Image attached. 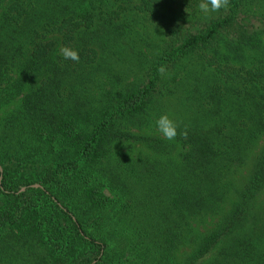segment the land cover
I'll return each instance as SVG.
<instances>
[{
	"label": "trees",
	"instance_id": "16d2710c",
	"mask_svg": "<svg viewBox=\"0 0 264 264\" xmlns=\"http://www.w3.org/2000/svg\"><path fill=\"white\" fill-rule=\"evenodd\" d=\"M6 1L0 84L16 55L8 90L28 92L20 126L0 134V264L4 233L14 237L9 248L47 247L43 264H103L111 245L101 231L114 225L144 250L142 264L158 249L159 264H172L173 250L188 242L180 264H264V63L248 59L264 57V31L240 27L244 0H230L224 16L214 13L195 34L172 30L148 82L95 97L97 105L77 87L109 64L118 31L110 17L123 10L163 21V8H190V0ZM60 45L77 50L79 62L63 59ZM193 57L212 70L205 90L184 94L178 135L166 140L155 126L159 69Z\"/></svg>",
	"mask_w": 264,
	"mask_h": 264
},
{
	"label": "rangeland",
	"instance_id": "374dc122",
	"mask_svg": "<svg viewBox=\"0 0 264 264\" xmlns=\"http://www.w3.org/2000/svg\"><path fill=\"white\" fill-rule=\"evenodd\" d=\"M5 1L4 4L0 5V13L8 2ZM35 1H39L40 4L45 3V0ZM130 6L131 8L133 7V5H126L124 7ZM44 8L47 10L46 7ZM55 10V8L50 7L47 11L53 15ZM112 10L109 11L110 14H113ZM224 10L221 9L219 11L222 13V16L228 12ZM162 12L164 15L163 21L152 20L142 15L137 16L135 13L123 10L118 18L112 15L110 19L114 20L118 31L115 33V45V41L111 40V48L107 56L109 64L103 63L104 65L100 68V72L94 73L90 77L86 76L83 81L79 82L77 87L78 92L80 94H87L91 102L97 105V100L95 99L103 98L108 92L126 90L128 87L134 85H145L155 67L156 55L166 45L171 31H178L177 34L180 36L183 32H186V29L190 28V34H195L206 26L209 18L214 16V13H212L206 17L199 10L198 5H194V0H190V8L175 5L172 9L163 8ZM214 17L216 18L217 14ZM238 22L240 27L248 28L250 32L261 29L264 31V0H244ZM121 26H124V28ZM230 33L235 34V31L231 30ZM176 37L174 38L176 39ZM49 39L57 40V43L60 44L62 40L60 36L53 34L49 35ZM261 42L264 47V35L261 37ZM61 47L63 46L60 45L59 47V55ZM254 57L259 62L264 63V57L255 52L248 53V59H254ZM20 58L15 55L14 59L11 60L10 65H13V68L2 78L0 84V96L5 95V98H3L4 103L0 106V134L2 130L4 132L6 127L11 129L15 125L17 128L20 126L17 116L21 110L23 96L28 90H23L21 94H17L14 90H8V83L14 82L18 77L16 65L21 62ZM204 66V62L201 59L193 57L190 60H183L176 68H166L162 72L161 81L158 86L159 95L155 106L158 110L155 108L154 111L160 115L167 114L178 123V120L186 113V107H188L185 105L184 94H188L186 93L187 91H190L191 94L194 90H205L204 82L208 80L212 69L204 68ZM153 115L154 112H152ZM12 136H14V133L7 136V138H5V135L2 137L4 140L9 141ZM25 137V135L21 134L18 141L25 140ZM263 144L264 139L260 144L259 150ZM33 150H29L27 153L33 152ZM122 150L126 151V149ZM135 150V154H145L142 149L135 148ZM18 166L23 165L19 163L17 164ZM17 170L22 171L23 169L17 168ZM114 197L116 200H120L119 197ZM87 220L92 219L87 218ZM210 227L212 226L208 224V228ZM117 228H121V226L118 225L116 227L114 225L113 227L111 226V229L105 228L101 231L104 236H107L106 239L109 240L111 245L108 260H105L103 264H122L123 260L126 262L125 264H142L140 261L145 258L144 250H137L136 248L134 250L130 244L133 245L136 242L132 243L130 240L131 243H128L122 237L120 239L119 234L115 232ZM3 236L1 244L4 246L3 264L44 263V257L47 256V247L40 250L36 247L35 242L33 245H31L32 243L23 245L24 241H21L13 248H9L10 242L14 240V237L9 233H4ZM122 243L127 244L125 249V245H121ZM189 244L190 242L187 243V245ZM187 245L181 244L179 248L173 250L171 254L172 264H180L185 258V254L190 253V247ZM259 249L264 256V244H260ZM161 251L158 249V254L148 259L146 264H159L160 260L164 261V252ZM211 259L212 257H209L206 263H209Z\"/></svg>",
	"mask_w": 264,
	"mask_h": 264
},
{
	"label": "clouds",
	"instance_id": "9594fccd",
	"mask_svg": "<svg viewBox=\"0 0 264 264\" xmlns=\"http://www.w3.org/2000/svg\"><path fill=\"white\" fill-rule=\"evenodd\" d=\"M229 3L230 0H200L198 8L207 17L212 13L219 12L221 9H227ZM60 55L65 60H72L77 63L80 59L78 51L68 46L61 47ZM159 70L163 72L164 68ZM155 126L157 132L166 140H174L178 135V124L167 114L160 115L155 120ZM182 134L185 136L187 135L186 131Z\"/></svg>",
	"mask_w": 264,
	"mask_h": 264
}]
</instances>
